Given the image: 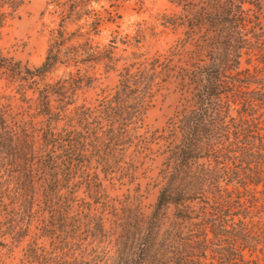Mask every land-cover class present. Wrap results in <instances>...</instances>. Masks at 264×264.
Listing matches in <instances>:
<instances>
[{
	"label": "trees",
	"instance_id": "trees-1",
	"mask_svg": "<svg viewBox=\"0 0 264 264\" xmlns=\"http://www.w3.org/2000/svg\"><path fill=\"white\" fill-rule=\"evenodd\" d=\"M25 1L0 0V32ZM100 1L57 0L60 15L37 66L0 50V237L26 240L17 264H248L245 252L264 264V124L253 112L264 91L228 79L244 72L242 52L264 53V0H169L179 14L162 24L202 30L210 54L176 73L191 105L169 122L157 199L144 217L118 211L105 182L131 174L129 151L144 147L157 79L173 68L166 56L134 52L110 93L79 103L95 80L88 67L112 70L119 61L115 40L101 50L93 39L114 19L93 7ZM253 24L262 31L251 32ZM231 105H239L236 117ZM107 236L111 246L92 253V237L100 244Z\"/></svg>",
	"mask_w": 264,
	"mask_h": 264
},
{
	"label": "rangeland",
	"instance_id": "rangeland-1",
	"mask_svg": "<svg viewBox=\"0 0 264 264\" xmlns=\"http://www.w3.org/2000/svg\"><path fill=\"white\" fill-rule=\"evenodd\" d=\"M66 6L70 0H59ZM57 0H26L19 8L13 19L9 20L0 32V50L7 56L21 61L29 67L39 65L44 59L49 30L57 21L58 12L55 10ZM100 5L102 7L100 8ZM92 7V4H91ZM93 7L99 9L105 17V11H112L113 21L104 22L100 31L93 37L95 44L105 50L109 47L110 39L116 41L113 49L114 57L119 61L115 69L105 70L103 64L88 67L89 75L95 80L90 87L84 88L78 102L93 105L96 99L108 94L116 86L118 81L117 68L130 60L131 54L136 52L135 57H145L161 54L170 59L169 65L173 70L165 76V82L159 81L157 91L144 115V126L141 132L147 136L144 147L138 149V153L129 151L132 171L128 175H116L113 181L105 182L109 196L116 199L117 209L127 207L140 217L149 214L157 199L159 184V169L165 158L166 133L173 116L183 107L191 105L190 95L186 86L178 84L175 78L180 68L189 67L191 62L203 59L208 62L210 48L208 41H203L202 30H191L186 25H163L165 16L178 15L179 8L172 5L169 0H118L116 5L109 6L108 1L102 0L99 4L93 3ZM245 7H248L245 4ZM92 9V8H91ZM108 9V10H107ZM92 13V11H91ZM60 15V14H58ZM257 24H253V31L260 32ZM261 27V26H258ZM264 27V25L262 26ZM74 25H67V30L72 31ZM78 41H81L79 39ZM241 72L229 75L232 81L241 80L250 83L251 88L264 91V53L260 55L256 50H245L240 58ZM64 68H58L46 76L45 80H55ZM6 93L4 83L0 81V103L4 102L2 96ZM254 118L264 124V106L254 104ZM239 105H231L229 117H236L235 109ZM163 134V136L161 135ZM164 138V139H163ZM172 136L169 135L170 139ZM230 189L235 187L229 186ZM238 189V187H237ZM233 190V191H234ZM80 191V195H81ZM109 227V224H106ZM96 239L93 249L111 246L110 236L106 241ZM3 246H0V264L19 263L26 240L19 244H13L8 238L0 237ZM109 241V244L106 243ZM129 242V241H128ZM41 243L48 248V240ZM245 260L248 264H254V255L245 252Z\"/></svg>",
	"mask_w": 264,
	"mask_h": 264
}]
</instances>
